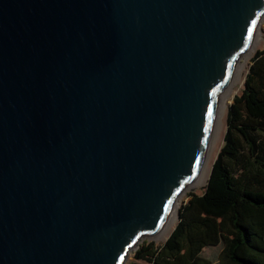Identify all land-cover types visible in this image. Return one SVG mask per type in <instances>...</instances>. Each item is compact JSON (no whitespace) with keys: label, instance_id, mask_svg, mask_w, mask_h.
<instances>
[{"label":"water","instance_id":"obj_1","mask_svg":"<svg viewBox=\"0 0 264 264\" xmlns=\"http://www.w3.org/2000/svg\"><path fill=\"white\" fill-rule=\"evenodd\" d=\"M263 17L264 0H0V264H125L156 240Z\"/></svg>","mask_w":264,"mask_h":264},{"label":"trees","instance_id":"obj_2","mask_svg":"<svg viewBox=\"0 0 264 264\" xmlns=\"http://www.w3.org/2000/svg\"><path fill=\"white\" fill-rule=\"evenodd\" d=\"M223 144L201 194L189 193L161 245L144 239L132 256L147 264H264V46L226 111Z\"/></svg>","mask_w":264,"mask_h":264},{"label":"rangeland","instance_id":"obj_3","mask_svg":"<svg viewBox=\"0 0 264 264\" xmlns=\"http://www.w3.org/2000/svg\"><path fill=\"white\" fill-rule=\"evenodd\" d=\"M263 46H264V17L260 22L259 29H258V39L254 43L253 49L250 51V54L248 55V57H245V58L243 57L239 61L240 62L239 64H242L243 67L241 69V73H240L238 79L233 84L232 94L227 99V101L224 105V110H223L221 118H220V123L217 127V132H216V135L214 137L215 139L213 140L212 147L210 148V152H209L208 159H207L208 172H207V176H206V181H207V178H208V175L210 172L211 165H212L214 159L216 158V156H217V154H218V152H219V150L223 144V135H224V132L226 129L225 117H226L227 108H228L229 104L232 102L233 97L235 95L239 94L241 92V90L243 89V82H244L245 74L247 72V69H248V66L250 64V61H251L253 54L256 52V50L261 49ZM205 184H206V182L202 185H198L192 191L191 190L185 191L178 198L177 204H176V217H175L174 221L172 222V224L169 226V228L166 229L165 232H162L161 235L156 238V240H152V241H154V243L156 245H161L165 241V239L168 237L171 230L174 228V226L178 220L179 209L188 200L189 193L201 194L203 189H204ZM219 254H220V247L219 246L208 247V248L202 249V255L205 258H207L211 264H219L218 263ZM125 264H147V263L143 260L135 259L132 256V252H130L128 257H127Z\"/></svg>","mask_w":264,"mask_h":264},{"label":"bare ground","instance_id":"obj_4","mask_svg":"<svg viewBox=\"0 0 264 264\" xmlns=\"http://www.w3.org/2000/svg\"><path fill=\"white\" fill-rule=\"evenodd\" d=\"M257 39H258V32H257L256 37H255V42H256ZM255 42H254V43H255ZM252 49H253V48H252ZM252 49H251V50H252ZM251 50H249L247 53H245V54L242 56V58H243V57H244V58H245V57H248V55L250 54V51H251ZM239 63H240V62H239ZM239 63H238L237 66H236V69H235V72H234V75H233V78H232V81H231L230 85H229L227 88H225V89L222 91L221 95H220V106H219V112H218L217 120H216V123H215L214 131H213V134H212L211 143H210V147H209V150H208V155H209V152H210V148L212 147L213 140L215 139L214 137H215L216 132H217V127H218V125H219V123H220V118H221L222 112H223V110H224V105H225L227 99H228V98L230 97V95L232 94V87H233V84L236 82V80L238 79V77H239V75H240V73H241V69H242L243 65H242V64H239ZM208 155H207V159H208ZM207 172H208V169H207V161H206V162L204 163V165H203V167H202V169H201V171H200L198 177L196 178V180L194 181V183H193L191 186H192L193 188H195V187H197L198 185H202V184H204V183L206 182ZM176 204H177V202H176ZM176 204H175V206H174V208H173V211H172V213H171V215H170V217H169V221H168L166 227L163 229V231H161V233H162V232H165L166 229H168L169 226H170V225L172 224V222L174 221V219H175V217H176ZM161 233H159V235H158L157 237H159V236L161 235Z\"/></svg>","mask_w":264,"mask_h":264},{"label":"snow or ice","instance_id":"obj_5","mask_svg":"<svg viewBox=\"0 0 264 264\" xmlns=\"http://www.w3.org/2000/svg\"><path fill=\"white\" fill-rule=\"evenodd\" d=\"M249 32L251 33V29H249ZM212 115V110H211V108L209 109V116H211ZM210 123H211V121H210ZM169 203H171V201L169 202Z\"/></svg>","mask_w":264,"mask_h":264}]
</instances>
